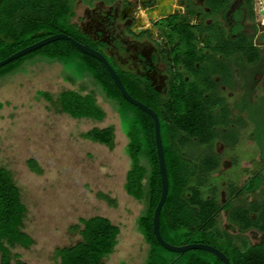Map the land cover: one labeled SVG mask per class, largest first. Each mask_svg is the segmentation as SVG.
<instances>
[{"label":"trees","instance_id":"1","mask_svg":"<svg viewBox=\"0 0 264 264\" xmlns=\"http://www.w3.org/2000/svg\"><path fill=\"white\" fill-rule=\"evenodd\" d=\"M69 16H72L71 6L62 0H0V61L34 44L38 40L34 37L37 30H47L49 35L65 34L77 41L75 29L67 20ZM239 48L227 45L225 51L242 53L248 65L264 61L251 42ZM215 51L223 52L217 48ZM35 54L49 64L61 65L64 71L76 65L80 74L73 77L64 72L63 80L75 85L86 74L99 88V95L117 113L120 129L127 139L124 152L130 161L124 191L130 198L145 204L137 219V231L148 247L146 259L141 264H223L201 250L183 254L169 252L155 239L152 216L160 197L161 182L152 119L121 96L99 61L79 52L66 40L54 41L1 66L0 80L20 73L18 70ZM113 70L126 92L152 109L159 121L168 181L167 196L159 214L161 238L173 246L206 244L214 247L226 256L229 264H264V199L259 203L257 198L264 192V146L260 155L263 169L247 177L241 186H230V195L225 182L218 190L210 181L220 166L221 154L214 149L215 144L231 149L234 143L228 145V139L235 141L236 129L242 125L239 116H233L218 95L211 79L212 75L220 76L221 83L232 88L226 66L222 63L205 66L201 84L194 87L191 83H183L166 97L142 86L127 73ZM252 92L247 91L248 100ZM37 94L72 119L101 122L105 117L92 91L63 90L55 98L45 92ZM256 123L251 130L252 139L254 133H259ZM262 130L261 139L264 140V126ZM81 138L109 150L114 148L112 126L94 127ZM193 147L203 148L201 161L189 156L188 151ZM27 167L31 172L40 173L34 160H28ZM222 191L225 192L224 200L220 199ZM252 195L254 199L246 203ZM98 197L110 205L115 204L105 195L98 194ZM220 213H225V228L219 226ZM25 214L26 207L17 186L8 171L0 167V264H26L12 253L17 246L27 249L34 243L23 232ZM71 229L79 234L80 240L72 246L55 249L59 264H102V259L113 252L119 234L117 226L99 216L79 219ZM248 232L260 235L259 242L251 243L246 236Z\"/></svg>","mask_w":264,"mask_h":264},{"label":"rangeland","instance_id":"2","mask_svg":"<svg viewBox=\"0 0 264 264\" xmlns=\"http://www.w3.org/2000/svg\"><path fill=\"white\" fill-rule=\"evenodd\" d=\"M39 56L35 54L27 59L18 70L20 73L0 80V167L8 171L19 190L26 207L23 231L34 242L27 249L14 248L12 253L26 264H59L55 249L72 246L80 240L71 227L79 219L99 216L119 228L114 250L102 259V264H141L148 247L137 231V219L145 204L124 191L130 161L124 152L127 139L120 129L119 117L86 74L75 85L63 80L64 72L73 77L80 74L76 65L64 71L61 65L49 64ZM263 84L264 77L259 79L249 98L252 103H242L247 124L241 137L237 134L235 141L228 139V145L234 143L231 149L222 148L221 144L216 148L221 154L220 166L210 181L218 190L225 182L228 195L232 193L230 186H241L247 177L263 169L260 157L264 146ZM63 90L94 92L97 104L105 112L104 119L101 122L72 119L37 94L45 92L55 98ZM252 120L259 126V133H254L253 139ZM108 126L114 128L112 150L81 138L94 127ZM188 154L201 161L203 148L193 147ZM28 160L37 163L39 174L29 170ZM98 194L115 204H108ZM257 198L262 202L264 192ZM220 199H225L224 191L220 192ZM218 222L222 228L227 226L225 213H220ZM246 236L253 244L259 242L260 235L248 232Z\"/></svg>","mask_w":264,"mask_h":264},{"label":"flooded vegetation","instance_id":"3","mask_svg":"<svg viewBox=\"0 0 264 264\" xmlns=\"http://www.w3.org/2000/svg\"><path fill=\"white\" fill-rule=\"evenodd\" d=\"M62 1L71 6L67 20L75 29L76 42L162 97L183 83L197 87L204 80L205 66L225 65L232 88L222 84L220 76L211 79L232 115L239 116L242 125L236 130L241 137L247 124L242 103H252L247 91L254 92L264 77V61L248 65L245 55L225 48L238 45L241 49L251 42L264 57V34L259 27L264 0ZM49 36L44 29L34 34L36 42Z\"/></svg>","mask_w":264,"mask_h":264},{"label":"water","instance_id":"4","mask_svg":"<svg viewBox=\"0 0 264 264\" xmlns=\"http://www.w3.org/2000/svg\"><path fill=\"white\" fill-rule=\"evenodd\" d=\"M57 40H66L70 44L74 46L79 52L92 57L99 61L103 67L106 69L107 73L113 80L114 84L116 85L117 89L119 90L121 96L130 104L137 107L144 113H146L153 122V131H154V142H155V148H156V155H157V161H158V167H159V174H160V182H161V191H160V197L159 200L155 206L153 216H152V230L153 234L155 236L156 241L159 243V245L164 248L165 250L173 253L183 254L189 250H201L204 252L209 253L210 255L214 256L218 260H220L223 264H229L226 256L219 251L218 249L208 246L206 244H189L184 246H173L168 243H166L160 236L159 233V214L161 207L166 199L167 191H168V181H167V175H166V168L164 163V155H163V148H162V142L161 137L159 133V121L154 113V111L150 108H148L146 105L142 104L141 102L135 100L132 98L124 89L121 81L119 80L117 74L112 69V67L108 64V62L105 60V58L99 54L98 52L92 50L86 45L80 44L76 42L71 37L64 35V34H56L49 36L45 39L40 40L39 42H36L26 48H23L22 50H19L18 52L10 55L9 57L5 58L4 60L0 61V67L19 58L22 57L44 45H47L49 43H52Z\"/></svg>","mask_w":264,"mask_h":264},{"label":"built area","instance_id":"5","mask_svg":"<svg viewBox=\"0 0 264 264\" xmlns=\"http://www.w3.org/2000/svg\"><path fill=\"white\" fill-rule=\"evenodd\" d=\"M259 12L263 14L259 22V27H260L261 33L264 34V5H261V7L259 8Z\"/></svg>","mask_w":264,"mask_h":264},{"label":"crops","instance_id":"6","mask_svg":"<svg viewBox=\"0 0 264 264\" xmlns=\"http://www.w3.org/2000/svg\"><path fill=\"white\" fill-rule=\"evenodd\" d=\"M24 221V220H23ZM23 225V224H22ZM24 232V231H23ZM25 233V232H24ZM18 247V246H17ZM23 262V261H22Z\"/></svg>","mask_w":264,"mask_h":264}]
</instances>
